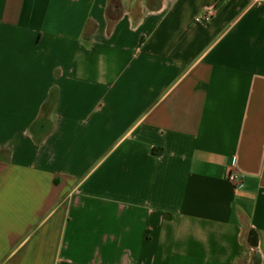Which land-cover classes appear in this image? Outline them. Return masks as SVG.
Segmentation results:
<instances>
[{"label":"crops","instance_id":"0c3cea01","mask_svg":"<svg viewBox=\"0 0 264 264\" xmlns=\"http://www.w3.org/2000/svg\"><path fill=\"white\" fill-rule=\"evenodd\" d=\"M113 1L0 0V264H264V2Z\"/></svg>","mask_w":264,"mask_h":264},{"label":"built area","instance_id":"2783aa9c","mask_svg":"<svg viewBox=\"0 0 264 264\" xmlns=\"http://www.w3.org/2000/svg\"><path fill=\"white\" fill-rule=\"evenodd\" d=\"M251 4H258L261 2H264V0H249ZM213 21V14L210 12H207L203 14L200 18V22L203 25H208ZM228 180L235 185L237 189H241L244 186L243 177L239 174L232 173L229 175Z\"/></svg>","mask_w":264,"mask_h":264},{"label":"trees","instance_id":"16d2710c","mask_svg":"<svg viewBox=\"0 0 264 264\" xmlns=\"http://www.w3.org/2000/svg\"><path fill=\"white\" fill-rule=\"evenodd\" d=\"M116 3H117V0H114V1H113V4H112V6H111L110 12H109L110 16L113 17V18L117 16V14L114 12L115 7H116ZM51 98H52V97H51ZM50 128H51V127H49V129H47V131H49ZM47 131H46V132H47Z\"/></svg>","mask_w":264,"mask_h":264}]
</instances>
